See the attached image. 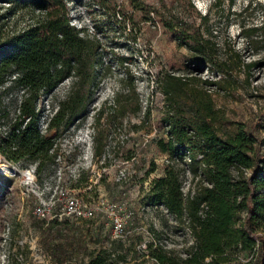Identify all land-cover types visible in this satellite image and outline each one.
<instances>
[{"label":"rangeland","instance_id":"374dc122","mask_svg":"<svg viewBox=\"0 0 264 264\" xmlns=\"http://www.w3.org/2000/svg\"><path fill=\"white\" fill-rule=\"evenodd\" d=\"M115 1L124 15L107 14L89 2L71 8L72 22L87 27L88 33L100 40L104 67L85 117L57 138V164L53 169L44 168L39 176L34 169V183L25 184L24 171L32 169L31 166L36 168V164L21 167L0 154V264H58L41 242L43 226L55 218L41 219L33 210L39 200L51 199L56 200L55 212H58L63 205L61 192L92 204L105 200L126 205L118 213L125 222V230L119 237L113 236L107 213H98L87 220L57 217L59 221L70 220L75 236L80 238V256L76 261L87 259V252L95 247H112L113 241L117 242L114 245L119 254L129 252L127 264H156L147 251L149 242L173 250L177 256H187V249L193 244L188 223L176 222L164 206H151L149 199L152 181L164 175L169 160L157 141L167 138L161 122L167 103L163 84L171 76L189 79L198 88H204L228 118L245 124L256 135H264L261 127L264 125V32L248 40L240 34L239 24L242 21L247 27L261 26L264 0H236L232 9L227 1L192 0L195 11L187 8L185 0ZM137 2L153 8L149 19L145 12L136 10ZM163 4L178 11L183 22H188L190 33L197 30L203 38L212 41L217 62L230 65L227 73L218 71L217 66L175 39L164 26ZM247 6L242 17L236 16ZM4 12L1 7L3 34L30 22L24 14L1 18ZM235 54L245 67L236 62ZM206 80L222 82L224 87L205 85ZM132 81L140 96L141 111L122 119H109V114L120 108L118 96L130 93ZM70 84L69 78L43 97L44 114L40 121L43 133L47 132L49 117L67 95ZM20 94L21 91L14 93L15 105ZM3 104L12 115L11 101L5 98ZM8 124L9 120L0 118L1 130ZM93 127L107 131L104 159L94 151ZM261 149L264 151V146ZM91 156L93 169H83L74 176L75 166H86ZM119 169L127 172L123 182L116 181ZM194 186L195 181L187 174L183 179L184 192ZM232 257V261L224 264H246L250 254L235 253Z\"/></svg>","mask_w":264,"mask_h":264},{"label":"trees","instance_id":"16d2710c","mask_svg":"<svg viewBox=\"0 0 264 264\" xmlns=\"http://www.w3.org/2000/svg\"><path fill=\"white\" fill-rule=\"evenodd\" d=\"M185 1L189 10H196L192 0ZM226 1L231 9L236 2L217 3ZM88 2L107 14L124 15L115 0H0V8L5 9L1 18L24 14L30 20L7 34L0 31V118L9 120L7 127L0 129V154L21 167L36 164L37 176L44 168L53 169L57 164L59 134L85 117L100 84L102 44L88 33L87 27L72 22L71 8ZM135 7L148 19L154 12L138 2ZM247 8L236 16L242 17ZM165 10L161 13L164 26L175 39L217 66L218 71H229L230 65L217 62L212 41L197 30L190 33L188 22H183L178 11ZM239 24L240 34L248 40L264 32V20L261 26L247 27L242 21ZM235 55L236 62L242 64ZM69 78L68 93L59 101L43 133L42 99ZM203 83L224 87L222 82ZM18 91L21 94L15 105L14 93ZM163 91L167 103L161 122L167 138L158 140L157 145L170 163L164 175L152 181L149 199L151 206H164L176 222L188 223L193 244L185 258L153 242L148 243L147 251L156 264H224L233 260V254L243 252L250 254L246 264H264V135H256L245 124L228 118L213 96L189 79L171 76L164 82ZM5 98L14 105L12 115L3 104ZM118 99L120 108L109 114L111 120L138 114L142 109L134 81L130 93L120 94ZM261 127L264 130V125ZM256 128L259 130V126ZM106 133L93 127L94 151L102 159ZM185 165L195 181L186 194L182 189ZM73 228L70 220L57 218L42 228V245L58 264L129 261V252H117L116 241L110 248L95 247L87 252V259L76 261L81 246Z\"/></svg>","mask_w":264,"mask_h":264},{"label":"built area","instance_id":"2783aa9c","mask_svg":"<svg viewBox=\"0 0 264 264\" xmlns=\"http://www.w3.org/2000/svg\"><path fill=\"white\" fill-rule=\"evenodd\" d=\"M105 154L103 155V159ZM190 160L187 159V162ZM170 163V160H168ZM77 164L75 166V174H79V172L83 169L92 170V156L88 162V164L84 167L79 166ZM185 173L183 174V179L187 174H190L193 180V176L187 166L185 165ZM32 169L24 171L25 177V184H32L34 183V166H31ZM58 176H61V171L59 170ZM127 179V172L125 169H119L116 175L117 182H123ZM182 189H183V182H182ZM192 190V189H191ZM184 192V190H183ZM189 192V191H188ZM187 192V193H188ZM63 205L58 212L56 210V200H39V203L36 207H34L33 214L41 219H50V218H61L62 216L73 217L75 219H93L96 217L98 213H107L108 217L112 222V233L114 237H119L125 230V222L124 220L118 215L119 211L126 206L125 203H116V202H108L105 200H99L96 204H92L89 201L81 199L73 194H69L61 192ZM185 193V192H184ZM186 194V193H185Z\"/></svg>","mask_w":264,"mask_h":264}]
</instances>
